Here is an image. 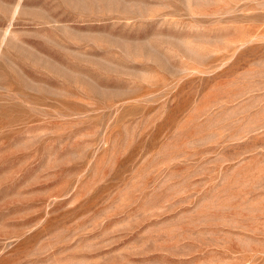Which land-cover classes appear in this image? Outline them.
I'll return each mask as SVG.
<instances>
[{
	"label": "rangeland",
	"instance_id": "rangeland-1",
	"mask_svg": "<svg viewBox=\"0 0 264 264\" xmlns=\"http://www.w3.org/2000/svg\"><path fill=\"white\" fill-rule=\"evenodd\" d=\"M0 264H264V0H0Z\"/></svg>",
	"mask_w": 264,
	"mask_h": 264
}]
</instances>
